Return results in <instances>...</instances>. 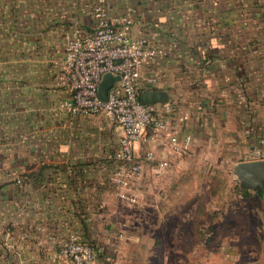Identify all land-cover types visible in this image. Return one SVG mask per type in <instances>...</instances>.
I'll use <instances>...</instances> for the list:
<instances>
[{
  "label": "crops",
  "instance_id": "0c3cea01",
  "mask_svg": "<svg viewBox=\"0 0 264 264\" xmlns=\"http://www.w3.org/2000/svg\"><path fill=\"white\" fill-rule=\"evenodd\" d=\"M6 1L1 15L8 17L5 32L16 43V62L0 80V101L14 173L0 193V264H68L58 250L70 233L94 247L96 264L140 261L144 244H158L167 189L184 170L207 169L211 162L230 172L236 201L262 208V225L251 227L244 219L260 210L237 211L242 226L234 227L230 243L247 244L250 264H264V188H242L232 174L238 162L264 160V0H229L199 23L168 17L158 10H164L159 0H108L114 15L134 9L132 36L148 38L163 52L145 65L143 74L157 80L142 92L166 91L171 118L188 117L136 146L143 174L126 189L134 203L119 198L111 180L119 167L113 154L120 128L102 114L70 113L64 105L70 97L56 85L66 36L77 27L92 32L95 0ZM173 133L179 140L191 136L186 152L172 150ZM148 150L169 162L164 174H153Z\"/></svg>",
  "mask_w": 264,
  "mask_h": 264
},
{
  "label": "built area",
  "instance_id": "2783aa9c",
  "mask_svg": "<svg viewBox=\"0 0 264 264\" xmlns=\"http://www.w3.org/2000/svg\"><path fill=\"white\" fill-rule=\"evenodd\" d=\"M91 14V33L77 27L66 36L63 58L57 63L60 70L56 85L68 93L70 100L64 105L70 113L102 114L120 128L113 154L119 167L111 180L118 197L134 203L135 198L126 189L143 174V167L135 157L136 146L153 141L160 133L176 130L188 117L179 114L171 118L173 106L169 101L160 108L140 100L141 86L150 87L157 80L155 74L144 75L142 71L148 61L163 52L148 38L132 36L135 10L114 15L109 10L108 0H95ZM106 73L118 76L119 80L113 83L104 101L98 95V85ZM190 140V135L179 140L173 133L171 148L176 153H184ZM145 158L152 163L154 175H162L170 167L168 161L156 160L151 150L145 152ZM58 257L68 264H96L97 253L91 244L70 233L61 244Z\"/></svg>",
  "mask_w": 264,
  "mask_h": 264
},
{
  "label": "rangeland",
  "instance_id": "374dc122",
  "mask_svg": "<svg viewBox=\"0 0 264 264\" xmlns=\"http://www.w3.org/2000/svg\"><path fill=\"white\" fill-rule=\"evenodd\" d=\"M227 1L229 0H159L160 7L164 10H158L169 12L168 17L171 18L183 21L190 19L199 23L214 18L218 5ZM6 3V0H0V77H4L0 80H5L6 68L14 65L13 61L16 62L13 59V53L16 52H12L16 43L7 40H12V36L5 32L4 25L8 17L1 15L6 12ZM5 109V100L0 101V193L6 191L7 181L14 173L8 166L9 144L6 134L9 129ZM211 164V167L207 165V169L184 170L177 182L167 189V198L164 200L167 206L160 208L168 215L154 235L158 244L152 249L144 244L143 249H140L142 259L139 261L137 258L128 264H166V258L171 264H250L253 255L249 253L248 245H231L230 238L235 232L234 227L242 226L237 211H247L245 208L250 205L256 209L259 207L252 201H236L233 198L235 186L229 182L230 172L224 174L217 169L215 162ZM221 194L225 197H220ZM261 209L258 214L255 213L256 217L249 218L252 224L244 219L248 222L247 226L262 225ZM221 211L223 217H220ZM221 226L222 234L219 233ZM221 238L224 240L223 247L220 245ZM261 252L260 246L258 255Z\"/></svg>",
  "mask_w": 264,
  "mask_h": 264
},
{
  "label": "water",
  "instance_id": "95a60500",
  "mask_svg": "<svg viewBox=\"0 0 264 264\" xmlns=\"http://www.w3.org/2000/svg\"><path fill=\"white\" fill-rule=\"evenodd\" d=\"M118 76L106 73L98 85V95L102 100L107 99V93ZM140 100L146 105L164 104L169 101V95L163 90L143 91ZM232 174L238 179L239 185L245 189L260 192L264 188V160L242 161L232 167Z\"/></svg>",
  "mask_w": 264,
  "mask_h": 264
},
{
  "label": "trees",
  "instance_id": "16d2710c",
  "mask_svg": "<svg viewBox=\"0 0 264 264\" xmlns=\"http://www.w3.org/2000/svg\"><path fill=\"white\" fill-rule=\"evenodd\" d=\"M89 244V243H88Z\"/></svg>",
  "mask_w": 264,
  "mask_h": 264
}]
</instances>
